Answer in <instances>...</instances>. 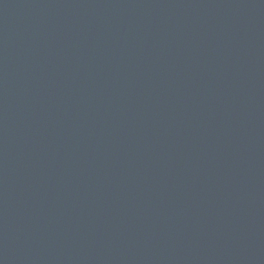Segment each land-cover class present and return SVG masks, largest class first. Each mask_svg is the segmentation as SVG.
<instances>
[{"label":"water","instance_id":"95a60500","mask_svg":"<svg viewBox=\"0 0 264 264\" xmlns=\"http://www.w3.org/2000/svg\"><path fill=\"white\" fill-rule=\"evenodd\" d=\"M0 264H264V0H0Z\"/></svg>","mask_w":264,"mask_h":264}]
</instances>
